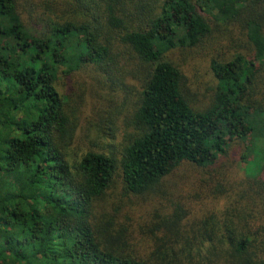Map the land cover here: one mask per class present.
<instances>
[{"label":"trees","instance_id":"16d2710c","mask_svg":"<svg viewBox=\"0 0 264 264\" xmlns=\"http://www.w3.org/2000/svg\"><path fill=\"white\" fill-rule=\"evenodd\" d=\"M209 17L239 37L210 59L202 100L169 53L196 46ZM81 71L108 88L139 85L118 148L75 146V94L60 79ZM248 138L262 173L264 0H0V264H264L242 231L202 250L181 233L178 208L153 207L137 230L149 237L123 211L165 197L180 165L207 169ZM256 177L245 185L258 194ZM169 236L186 244L168 254Z\"/></svg>","mask_w":264,"mask_h":264},{"label":"rangeland","instance_id":"374dc122","mask_svg":"<svg viewBox=\"0 0 264 264\" xmlns=\"http://www.w3.org/2000/svg\"><path fill=\"white\" fill-rule=\"evenodd\" d=\"M209 19L211 31L196 46L174 49L169 53L170 59L185 73L202 100L208 96L207 89L215 84L209 69L210 59L229 56L234 49L232 41L239 37L231 25L217 26L213 19ZM93 75L81 71L71 78L60 79L61 89H71L75 94L78 127L75 146L79 152L86 148H118L124 132L131 131L126 125L131 105L138 97L137 82L135 85L128 80L124 86L108 88L104 81ZM255 145L249 138L244 143L229 145L226 153L219 154L214 165L207 169L180 165L163 184L168 193L165 197L153 195L125 203L123 211H131L136 216L135 220L130 213L136 222V236H150L144 228L137 230L143 226L153 207L158 208L161 214L178 208L181 210V233L194 247L201 245L202 250L211 244L220 247L222 244L218 238L229 228L249 236L256 244L255 248L259 249L258 254L264 255V190L255 194L254 186L248 188L245 185L247 179L255 176L264 181V172L258 170L259 148ZM243 153L247 157L242 159ZM158 227L160 231L155 233L161 235L164 228L162 224ZM208 234L213 239H208ZM161 244L162 251L169 254L168 249L183 247L186 241L181 236H169ZM217 256L211 259L220 260ZM181 262L185 264L186 260Z\"/></svg>","mask_w":264,"mask_h":264}]
</instances>
